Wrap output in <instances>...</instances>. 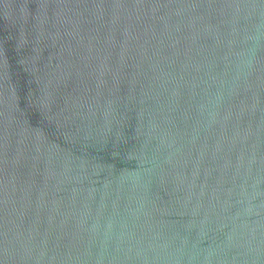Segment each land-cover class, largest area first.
Masks as SVG:
<instances>
[{
	"label": "water",
	"instance_id": "95a60500",
	"mask_svg": "<svg viewBox=\"0 0 264 264\" xmlns=\"http://www.w3.org/2000/svg\"><path fill=\"white\" fill-rule=\"evenodd\" d=\"M0 264H264V0H0Z\"/></svg>",
	"mask_w": 264,
	"mask_h": 264
}]
</instances>
